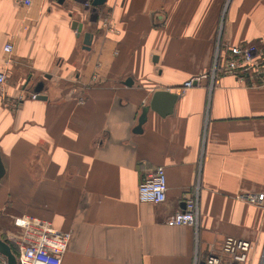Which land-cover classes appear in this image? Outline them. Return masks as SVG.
<instances>
[{
	"label": "crops",
	"instance_id": "0c3cea01",
	"mask_svg": "<svg viewBox=\"0 0 264 264\" xmlns=\"http://www.w3.org/2000/svg\"><path fill=\"white\" fill-rule=\"evenodd\" d=\"M232 46L264 47V0H0V238L25 215L70 234L61 264H193L225 237L264 264V82L212 72ZM156 167L166 199L140 203ZM186 199L196 227L167 226Z\"/></svg>",
	"mask_w": 264,
	"mask_h": 264
},
{
	"label": "built area",
	"instance_id": "2783aa9c",
	"mask_svg": "<svg viewBox=\"0 0 264 264\" xmlns=\"http://www.w3.org/2000/svg\"><path fill=\"white\" fill-rule=\"evenodd\" d=\"M28 5L30 0H19ZM57 2L59 0H50ZM93 0H81L83 7H90ZM11 45L6 44L3 51L10 53ZM223 61V62H222ZM221 70L224 74L240 75L242 77L256 78L264 82V47L257 49L252 46H232L227 49V56L218 61L215 57L212 72ZM5 76L0 73V85ZM193 85L189 80L184 88ZM32 98H36L33 94ZM166 179L163 167H156L137 189V199L140 203L160 204L166 199ZM264 194L248 195L246 200L253 205H262ZM20 229L7 235L4 241L13 246L16 253L15 264H61L70 234L55 230L48 222L29 216L19 218ZM198 222V208L196 200L186 199L184 210L172 214L166 221L169 227L191 226L196 227ZM251 244L242 239L225 237L217 254H208L203 259L195 255L193 264H222L223 257L227 264H243L248 259ZM0 264H8L6 258L0 255Z\"/></svg>",
	"mask_w": 264,
	"mask_h": 264
},
{
	"label": "water",
	"instance_id": "95a60500",
	"mask_svg": "<svg viewBox=\"0 0 264 264\" xmlns=\"http://www.w3.org/2000/svg\"><path fill=\"white\" fill-rule=\"evenodd\" d=\"M63 1L64 0H59L58 2L62 3ZM104 1L105 0H93L91 2V5L94 6V7H97V6L102 5L104 3ZM73 27H74V29L77 30L78 33L80 32V26L79 25H76V23H74ZM90 38H91V35H89V34H85L84 37H83V46H84L85 49L89 48L88 46L90 44ZM41 88H42V85L38 84L35 87V89H34V94H37V96H36L37 99L44 100L45 97L39 95L41 90H42ZM165 95H166L165 92L156 93L154 95L150 105L145 107V108H143V110L141 112V115H140V117L138 119V124H137V127H136L135 131H139L140 130L141 125H142V123L145 120V116H146V113H147L148 109H153V110L157 109V101H158L159 97L161 98V97H163ZM171 99L173 100L174 97L171 98ZM167 106H168V107H166V108H168L167 111L164 108V113H162L164 115L167 112H169L171 104L167 105ZM4 175H5V168H4V165H3L1 157H0V180L4 177ZM0 255L6 258V261H7L8 264H15L16 263L15 256L12 253L10 246L1 238H0Z\"/></svg>",
	"mask_w": 264,
	"mask_h": 264
},
{
	"label": "trees",
	"instance_id": "16d2710c",
	"mask_svg": "<svg viewBox=\"0 0 264 264\" xmlns=\"http://www.w3.org/2000/svg\"><path fill=\"white\" fill-rule=\"evenodd\" d=\"M10 248H11V251H12V253H14V254H15V253H16V251H15L14 247L10 245Z\"/></svg>",
	"mask_w": 264,
	"mask_h": 264
}]
</instances>
